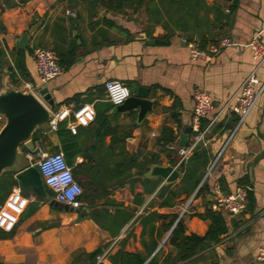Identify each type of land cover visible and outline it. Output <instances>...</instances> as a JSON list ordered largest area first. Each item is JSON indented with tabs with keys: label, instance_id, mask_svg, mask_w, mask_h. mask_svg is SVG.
I'll return each mask as SVG.
<instances>
[{
	"label": "crops",
	"instance_id": "obj_1",
	"mask_svg": "<svg viewBox=\"0 0 264 264\" xmlns=\"http://www.w3.org/2000/svg\"><path fill=\"white\" fill-rule=\"evenodd\" d=\"M4 1L15 4L0 14V25L5 28V32L0 30V48L5 50L10 63L13 49L18 50L16 40L38 25L29 39L30 54L25 66L36 92L47 89L54 101L50 113L63 107L93 105L94 121L78 127L75 134L84 153V157L76 158V163L90 162L91 175L101 179L87 188V197L81 200V208L88 210L83 218L76 212L54 208L49 204L53 197L41 199L30 191L25 193L28 203L23 214L13 230L0 239V264H96L105 253L114 254L118 250L139 254L146 258L145 263L155 256L158 264H264L257 261V250L264 245V62L255 72L259 81L256 90H263L241 125L232 110L237 105L238 89L254 68L248 44L259 36L258 41L264 47V0H238L233 8L230 3L218 0L215 16L208 12L206 23L204 12L200 14L197 34L217 35L219 41L228 38L231 43L221 48L210 62L192 60L182 42L188 32L174 24L164 28L159 14L148 16L143 11L114 14L104 7V12H98L99 7L93 13L80 0H0V8ZM213 3L207 0L209 7ZM214 17L217 18L214 28L209 30L207 23ZM75 45L73 64L60 67L62 73L57 78L41 84L34 67L33 49L52 52L58 63V55ZM210 46L211 42L206 50ZM109 81L124 84L133 96L139 88L147 90V99L152 104L141 123H137V111L112 113L113 106L105 94V83ZM197 89L212 100V109L200 124V130L205 131V145L196 147L204 149L208 164L205 169L200 166L196 159L199 151L195 152V148L183 169L192 176L189 187L198 181L197 187L189 195L182 193L173 200V205H162L167 193L181 186L184 173L178 167L181 177L169 185L155 178L159 184L151 193L146 192L150 185L143 186L138 174L145 162H150L148 171L152 165H177L178 148L188 146L194 135L192 93ZM60 124L66 127L67 122ZM186 127L191 130L183 141L181 136ZM164 128L170 131L164 133ZM36 141L47 153L59 146L57 136L54 145L43 132ZM130 161L136 167L128 168ZM119 162L125 166L118 168ZM244 177L248 178L246 188L254 198L253 211H242L233 219L221 212L227 225L221 241L188 261L175 262L176 252L167 242L170 231L158 236L168 220L163 222L150 214H176L185 226V235L203 236L209 223L194 214L210 208L213 200L208 197H214L215 186L221 187L220 179L228 191L225 195H229L240 188L238 181ZM202 185L203 193L196 196ZM163 186L170 187L159 196ZM118 207L132 217L116 233L111 219ZM95 210L106 211L107 220H98L107 229L94 220ZM147 217L150 220L144 233L140 220ZM96 250L101 253L92 262L89 254ZM107 255L102 264H111Z\"/></svg>",
	"mask_w": 264,
	"mask_h": 264
},
{
	"label": "trees",
	"instance_id": "obj_2",
	"mask_svg": "<svg viewBox=\"0 0 264 264\" xmlns=\"http://www.w3.org/2000/svg\"><path fill=\"white\" fill-rule=\"evenodd\" d=\"M27 1V0H26ZM73 1V0H71ZM82 3H86L88 9L96 13L97 9L100 7L106 8L107 11L114 14H126L130 12L135 14L139 11L145 12L148 16L159 14L161 19L163 20L164 28H169L171 24L177 29H181L183 32L187 33V38H184L187 42H195L201 50H206L207 44L211 42V45H217L219 42V37L217 35H208V37L203 36L200 33H196V29L201 23L202 12H204L205 23L207 20V13L210 12L214 14L218 9V5L215 3L218 0H212L214 3L209 7L207 5V0H80ZM222 2L230 3L231 8H233L238 0H219ZM2 7L0 8V14L4 11L5 8L14 7V3H6L2 2ZM216 17H214L211 22L207 23V28L211 30L214 28V24L216 21ZM158 23V22H157ZM0 30L5 32V28L0 25ZM167 36V35H166ZM166 36L164 38H166ZM217 36V37H216ZM217 39V40H216ZM77 51V46H73L68 49L64 53L58 55V65L61 68L70 67L75 59V54ZM30 54V49H20L12 51L11 63L6 58V52L4 49L0 48V81L2 75H7L9 83L12 87L15 88L16 83L20 80H24L26 82L31 83L30 75L25 66L26 56ZM4 69L7 70V73H4ZM172 110V109H171ZM201 127V126H200ZM201 129V128H200ZM170 131L167 128H164V133ZM56 136L59 141V149L57 151H61L64 155V158L67 164L72 168L73 176L76 181L81 185L83 189V194L81 200H85L87 197V188L92 184H95L100 181L101 178H96L91 175V166L90 162H81L76 163V158L78 156H83L77 138L75 135H72L69 130L66 129L65 125L59 124L58 129L56 130ZM41 136V131H36L32 136V141L34 143L35 140H39ZM45 137L47 138L46 134ZM172 140V139H171ZM165 139L162 140V143H165ZM171 142V141H170ZM22 152H27L28 149L25 146H21ZM199 151L196 155V159L199 160L200 166L205 169L208 160L205 157L204 149L196 148L195 152ZM194 152V153H195ZM195 155V154H194ZM204 158V159H203ZM157 163V162H152ZM185 163V162H184ZM184 163L180 165V170L184 173V178L181 186L177 190L169 191L167 193V199L164 201L162 205L171 206L173 205V200L178 198L182 193L190 194L198 185V181H195L189 187V181L192 179V176L184 171ZM150 162H145L144 169L139 171V180L143 186L150 185L148 189H146L147 193H151L159 184L158 179H149L143 177V175L148 171V166ZM118 168H122L125 166L122 162H119L116 165ZM135 166L134 161H130L128 168H133ZM5 177V178H4ZM131 176H129L130 178ZM127 179V178H125ZM223 180L220 179V189L224 192V194H228L227 190L223 188ZM123 183H120L122 185ZM249 184L248 178L244 177L238 181V185L241 188L246 190V198H245V209L244 211L252 212L254 209V198L250 190L246 188ZM4 185L8 186V190H11L14 186H17V181L13 178V173L7 172L4 173L0 177V188H3ZM170 186H163L158 192V195L161 196L166 190H168ZM187 188H190L188 190ZM45 190L49 196V198L53 197L50 195L49 191ZM204 187L203 185L199 188L196 196L203 193ZM96 213V214H95ZM94 220L100 225L102 229H107V225L99 222L98 219L107 220V214L104 210H95ZM110 215V214H109ZM156 218L157 220H162L165 222L168 220L167 224H163L158 232V236L160 237L162 234L169 232L167 242L168 244L175 250V262H185L193 257H195L200 252L204 251L211 245L217 244L221 241L222 237L227 233V225L223 214L221 212L213 211L211 208H207L201 214H194L195 217L208 221V229L203 236L198 235H185V226L181 219L177 220V215L173 214L170 216L167 215H157L155 213L150 214V217ZM122 221L117 222L119 219ZM132 217V214H128L125 210L118 207L115 210V214L112 216V227H115V232L118 231L124 226V223L128 218ZM149 217L142 218L140 220V225L142 226L143 232L145 233V226L147 225ZM177 220V221H176ZM173 227V228H172ZM172 228V229H171ZM153 233V228L150 231V234ZM5 232L0 230V239L4 238ZM156 244H153V248ZM100 250H96L95 252L89 254V258L92 262H95L97 256L100 255ZM107 259L111 264H144L146 258L139 254H131L123 252L122 250L116 251L114 254H108ZM145 264H158V261L155 256H153L147 263Z\"/></svg>",
	"mask_w": 264,
	"mask_h": 264
},
{
	"label": "built area",
	"instance_id": "obj_3",
	"mask_svg": "<svg viewBox=\"0 0 264 264\" xmlns=\"http://www.w3.org/2000/svg\"><path fill=\"white\" fill-rule=\"evenodd\" d=\"M69 15L74 16L73 13ZM259 36H255L248 46L252 50L254 68L245 78L237 92V105L233 111L239 116V125H241L254 107L259 95L263 89L256 90L259 81L256 77V69L264 62V47L258 41ZM188 48L189 56L192 60H204L210 62L218 54L221 48L230 46L228 38L221 39L217 45L210 46L207 50H201L195 42L182 40ZM34 67L37 78L41 84H46L61 73L62 69L52 52L43 48H34L32 51ZM23 91H29L38 96L33 84L24 83ZM106 100L112 106L121 105L131 94L129 89L117 81L105 83ZM192 130L194 132L192 142L186 147H179L178 154L180 159L175 168L180 167L189 155L199 144H204L205 131L200 130L201 120L204 119L212 109L211 98L201 89L192 93ZM96 113L92 104H82L75 108L63 107L56 113H51L49 121L50 130L56 132L58 125L67 122L66 128L71 134L77 133L78 127H86L95 119ZM3 125V118L0 117V129ZM205 145V144H204ZM171 148V146H168ZM25 158L30 166H34L40 173L43 185L47 187L53 196V201L57 204L67 206L73 210H80L82 207L81 197L83 189L78 181L75 180L72 168L67 164L61 151L54 153L44 152L40 143H33V150L25 152ZM246 190L238 188L232 194L225 195L221 192L219 186L214 187V197L211 202V210L222 212L230 219L235 218L245 209ZM28 203L26 197L21 193L19 186L11 189L3 205L0 207V229L4 232H11L18 223L19 217L23 214ZM108 253V252H107ZM107 253L99 257L96 264H102ZM257 261L264 263V245L257 250Z\"/></svg>",
	"mask_w": 264,
	"mask_h": 264
},
{
	"label": "water",
	"instance_id": "obj_4",
	"mask_svg": "<svg viewBox=\"0 0 264 264\" xmlns=\"http://www.w3.org/2000/svg\"><path fill=\"white\" fill-rule=\"evenodd\" d=\"M104 11V8L98 10V12ZM37 26L30 27L27 33L16 40V49L29 47V39ZM4 73H7L6 69ZM0 83V117L3 118L0 129V177L7 172L13 173L23 195L30 191L41 199H47L48 195L39 171L34 166L27 167L26 158L20 148L25 146L29 151L33 150L32 136L36 131L43 132L54 145H57L56 133L50 130L48 124L51 119L50 107L54 105V101L47 89L39 90L36 96L29 91L13 88L5 74L1 76ZM151 104L147 99V90L139 88L135 96L131 95L121 105L113 107L112 113L126 114L137 111V123H141L149 112ZM190 130V127L184 129L181 136L183 141L186 140ZM145 177L159 178L164 184L169 185L177 181L181 173L172 166L152 165ZM208 200L212 201L213 197L209 196ZM49 204L58 210L76 212L80 218L88 213L86 208L73 210L54 201H50Z\"/></svg>",
	"mask_w": 264,
	"mask_h": 264
},
{
	"label": "rangeland",
	"instance_id": "obj_5",
	"mask_svg": "<svg viewBox=\"0 0 264 264\" xmlns=\"http://www.w3.org/2000/svg\"><path fill=\"white\" fill-rule=\"evenodd\" d=\"M24 81H22V82H17L16 83V86H15V89H17V90H24V87H23V85H24ZM14 88V87H13ZM129 92H130V94L132 93V91L131 90H129ZM114 107V106H113ZM42 142V141H41ZM57 149H59V146L58 147H56L55 149H53V150H51L50 151V153H54V152H56L57 151ZM5 178V177H4ZM46 189L49 191V193H50V195L52 196V192L46 187ZM11 192V190H8V186L7 185H4V187L3 188H0V207L3 205V203H4V201L6 200V198H7V196H8V194ZM26 195H28V194H26ZM26 195H23L24 197L26 196ZM1 230V229H0ZM1 231H3V230H1Z\"/></svg>",
	"mask_w": 264,
	"mask_h": 264
}]
</instances>
